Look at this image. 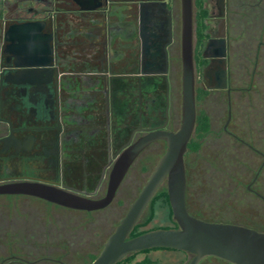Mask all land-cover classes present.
I'll return each mask as SVG.
<instances>
[{"label": "flooded vegetation", "instance_id": "af4514ba", "mask_svg": "<svg viewBox=\"0 0 264 264\" xmlns=\"http://www.w3.org/2000/svg\"><path fill=\"white\" fill-rule=\"evenodd\" d=\"M211 1L213 12L208 0L204 3V39L197 34L196 5L194 12L197 104L203 96L216 100L217 115L228 112L224 131L264 159L263 151L234 133L233 101L241 95L231 83L232 60L237 58L233 48L241 43L246 23L263 27L259 47L264 46V0ZM183 24L182 0H0V186L38 182L104 199L125 150L154 132H177L182 126ZM246 40L247 45L254 41ZM243 52L246 65L253 60L257 67L263 65L258 81L264 88V49L255 56L252 48ZM209 123L210 131V117ZM166 151L164 139L146 146L112 202L101 209L0 194V264H71L72 253L79 250L73 244L86 233L116 232L124 219L111 231L109 222L120 214L117 199H128L129 191L141 188L138 198ZM146 169L152 172L147 178L141 176ZM263 171L264 161L246 192L264 203V194L255 189ZM164 192L167 180L149 206ZM188 194L189 183L187 205ZM56 209L77 215L51 214ZM189 211L207 221L232 223ZM59 234L71 236L68 240ZM192 258L189 254L183 264ZM216 263L231 264L217 257L200 264Z\"/></svg>", "mask_w": 264, "mask_h": 264}, {"label": "rangeland", "instance_id": "374dc122", "mask_svg": "<svg viewBox=\"0 0 264 264\" xmlns=\"http://www.w3.org/2000/svg\"><path fill=\"white\" fill-rule=\"evenodd\" d=\"M207 3L209 10L213 12L212 1L208 0ZM246 25L242 31L240 30L241 43L238 41V44L233 48L235 53L237 52V58L232 60L231 83L241 96L239 98L237 97L239 94H237V99L233 101L232 123L236 135L248 141L249 145L264 152V121L262 120L264 119V88H261L258 81L259 71L263 65L259 62L257 67L254 60L249 66L246 65L244 62L245 52H243L248 47L253 49L252 56H255L258 50L262 52L264 46L260 48L259 42L263 37V27ZM209 28L215 30L212 21H209ZM248 37H253L255 42L252 41L253 43L247 45L248 40L246 39ZM238 46L244 48L241 47L239 53ZM255 71H257L256 77L253 76ZM215 101L213 99L207 100L203 96L197 104L198 116L201 113L209 116L212 128L202 138H198L194 134L193 138L200 142V148L196 152L189 151L186 154L189 209L193 214H198L201 217L205 216L213 220H224L264 230V203L246 192L247 185L253 179L264 159L255 154L247 145L229 137L223 129L228 120V112L226 110L222 116L217 115L219 110L215 106ZM243 104H245L244 107H242ZM158 160L156 159L155 165ZM151 173L146 169L141 176L147 178ZM255 189L264 194V171L255 185ZM140 190L141 188L138 190L135 188L129 191L128 199H124L122 195L117 199L118 204L115 207L120 210V214L109 222L111 231L126 216ZM218 193L220 194L218 195ZM155 204V208L148 206L142 214L139 220L140 230L150 228H157L156 230H158L165 226H174L175 221L169 206L163 200ZM59 212L60 210H57L51 214H76V212L68 211L66 213ZM44 213L50 214L48 211H44ZM110 235L109 231L108 234H101L96 229L86 233V238L78 241L77 245L73 244L75 247L78 246L79 250L75 253L71 252V257L74 260H70V263L90 264L93 256L100 255ZM59 236H67L66 238L69 240L71 235L59 234ZM64 243L63 245L68 244L67 241ZM95 246H100V250H94ZM146 258L153 260V264H183L184 261L186 262L182 254L164 249L147 254H138L133 260L125 264H135Z\"/></svg>", "mask_w": 264, "mask_h": 264}, {"label": "water", "instance_id": "95a60500", "mask_svg": "<svg viewBox=\"0 0 264 264\" xmlns=\"http://www.w3.org/2000/svg\"><path fill=\"white\" fill-rule=\"evenodd\" d=\"M184 25V106L182 126L177 132L158 131L124 151L113 174L108 195L91 200L38 182L0 186V194H22L78 210H96L109 205L127 171L155 139L167 142L166 154L137 200L110 236L100 255L91 264H118L128 256L150 249L167 248L193 255L189 264L217 257L231 264H264V232L245 225L212 222L192 215L187 205L186 154L197 124L194 58V0H182ZM167 180L168 195L177 229H159L131 238L130 235Z\"/></svg>", "mask_w": 264, "mask_h": 264}, {"label": "trees", "instance_id": "16d2710c", "mask_svg": "<svg viewBox=\"0 0 264 264\" xmlns=\"http://www.w3.org/2000/svg\"><path fill=\"white\" fill-rule=\"evenodd\" d=\"M204 3H205V0H195L196 14H197V16H196V18H197V34H198L200 39H204L206 36H208V34L206 33L207 25H206V22H205L207 17H208V10L205 8ZM202 94L203 93L201 92V95ZM197 123H198V126H197V129H196L195 135L198 136V138H202L208 133V131L210 129L209 117L206 114L201 113L198 116ZM199 148H200V142H198V140L193 138L191 143L189 144L190 151H195L196 152V151L199 150ZM161 197H163V198L160 199ZM159 199L163 200L169 206L170 213L173 214L168 193L164 192L161 195L157 196L155 198V200H153L151 206H154V208H155L156 207L155 203L157 202V200L159 202L160 201ZM140 228H141V225L137 224L135 226V228L133 229L130 237L133 238V237L139 236V235H141L143 233H147V232H150V231H153V230L157 229V228H150V229H146V230L145 229L140 230ZM177 228H178V225L175 222L173 227L165 226L163 229H177ZM251 228L257 229L258 227H251ZM257 230H259V229H257ZM164 249L175 251V252H178V253L182 254L183 258L185 260L188 258V255H189L187 252L173 250V249H167V248L150 249V250L134 253V254L128 256L127 258H125L124 260H122L121 262H119L118 264H125L126 262L133 260V258H135L138 254H141V253L147 254V253H150L152 251L164 250ZM153 263H154L153 260H151L149 258H146L143 261L137 262L135 264H153Z\"/></svg>", "mask_w": 264, "mask_h": 264}]
</instances>
